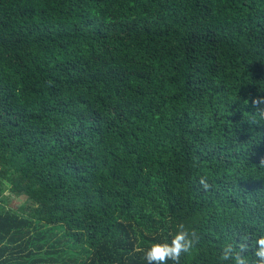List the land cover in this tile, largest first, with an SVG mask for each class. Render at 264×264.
Returning <instances> with one entry per match:
<instances>
[{"label":"trees","instance_id":"16d2710c","mask_svg":"<svg viewBox=\"0 0 264 264\" xmlns=\"http://www.w3.org/2000/svg\"><path fill=\"white\" fill-rule=\"evenodd\" d=\"M257 95L264 0H0V264H256Z\"/></svg>","mask_w":264,"mask_h":264},{"label":"clouds","instance_id":"9594fccd","mask_svg":"<svg viewBox=\"0 0 264 264\" xmlns=\"http://www.w3.org/2000/svg\"><path fill=\"white\" fill-rule=\"evenodd\" d=\"M249 102L264 118V95L251 97ZM179 229L170 243H153L150 248L143 252V259L146 264H167L169 260L173 261L174 264H180L181 256L191 253L194 244L198 242L196 232L193 230L189 233L182 224ZM255 245L254 255L258 258L256 264H264V236L257 238ZM246 248V245H241L237 249L233 244L226 243L220 259L222 261L234 260V264H249L247 257L242 254Z\"/></svg>","mask_w":264,"mask_h":264},{"label":"rangeland","instance_id":"374dc122","mask_svg":"<svg viewBox=\"0 0 264 264\" xmlns=\"http://www.w3.org/2000/svg\"><path fill=\"white\" fill-rule=\"evenodd\" d=\"M3 198H4L3 206L6 209H10L18 212L20 210V207L24 206L26 207L27 211L31 210L32 204L26 201V197L16 195L15 193H13L11 191L10 186H8L7 184L5 186V192L3 194Z\"/></svg>","mask_w":264,"mask_h":264}]
</instances>
